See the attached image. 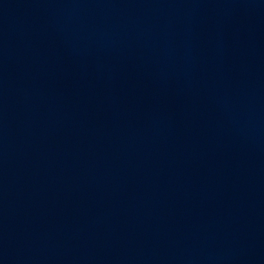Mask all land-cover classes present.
<instances>
[{"label":"water","instance_id":"95a60500","mask_svg":"<svg viewBox=\"0 0 264 264\" xmlns=\"http://www.w3.org/2000/svg\"><path fill=\"white\" fill-rule=\"evenodd\" d=\"M0 264H264V0H0Z\"/></svg>","mask_w":264,"mask_h":264}]
</instances>
